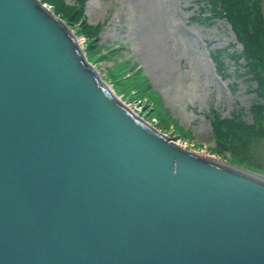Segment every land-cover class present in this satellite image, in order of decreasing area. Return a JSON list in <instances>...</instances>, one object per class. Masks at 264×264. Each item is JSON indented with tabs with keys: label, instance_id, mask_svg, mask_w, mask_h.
Returning a JSON list of instances; mask_svg holds the SVG:
<instances>
[{
	"label": "water",
	"instance_id": "95a60500",
	"mask_svg": "<svg viewBox=\"0 0 264 264\" xmlns=\"http://www.w3.org/2000/svg\"><path fill=\"white\" fill-rule=\"evenodd\" d=\"M45 8L0 0V264H264V177L177 150Z\"/></svg>",
	"mask_w": 264,
	"mask_h": 264
},
{
	"label": "rangeland",
	"instance_id": "374dc122",
	"mask_svg": "<svg viewBox=\"0 0 264 264\" xmlns=\"http://www.w3.org/2000/svg\"><path fill=\"white\" fill-rule=\"evenodd\" d=\"M81 40L87 61L124 104L181 147L264 177V139L251 147L213 134L211 120L252 122L257 80L220 70L223 48L242 43L230 1L213 18L202 0H41ZM264 14V0H260ZM216 58V60L214 59ZM243 63V60H240ZM237 138V137H236Z\"/></svg>",
	"mask_w": 264,
	"mask_h": 264
},
{
	"label": "trees",
	"instance_id": "16d2710c",
	"mask_svg": "<svg viewBox=\"0 0 264 264\" xmlns=\"http://www.w3.org/2000/svg\"><path fill=\"white\" fill-rule=\"evenodd\" d=\"M52 4L64 0H44ZM203 8L209 12V18L222 14L220 0H202ZM229 20L234 23L242 48L240 50L229 51L223 48L219 55L220 70H228V63L243 66V74L247 80H255L264 73V14L261 9L260 0H231ZM216 60V58H214ZM243 60V63L240 62ZM217 62V60H216ZM264 79V77H263ZM256 88L251 90L256 94V99L252 103V122L221 119L218 115L211 120L213 134H217L227 146L232 144V140L241 141L242 146L251 147L261 139H264V82L257 80ZM237 137V138H236Z\"/></svg>",
	"mask_w": 264,
	"mask_h": 264
},
{
	"label": "bare ground",
	"instance_id": "6f19581e",
	"mask_svg": "<svg viewBox=\"0 0 264 264\" xmlns=\"http://www.w3.org/2000/svg\"><path fill=\"white\" fill-rule=\"evenodd\" d=\"M37 1L39 2V0H37ZM42 5L45 6L43 3H42ZM45 9H50V8L46 7ZM62 24H63L65 27H66V26L68 27V25H67L64 21H63ZM65 24H66V25H65ZM68 29H69V27H68ZM72 35H73V34H72ZM73 39L75 40L74 42H75L76 46L79 48L82 57L84 58V60L87 61V58H86L85 53H84V51H83V48L81 47V45H82V44H81V40L78 39V38H76L74 35H73ZM88 65H89V67L95 69V67L92 66L90 63H89ZM95 70H96V69H95ZM96 74H97L98 78L100 79V81L103 83V85L109 90L110 95H111V96H112V97H113V98H114L119 104L125 106V107L127 108V110H128L129 112H131L133 115H135L138 119L144 121L145 123H147L148 125H150L151 127L154 128V126H152L151 124H149L148 122H146L145 120H143V118H141L140 116H138V114L135 113V110H134L133 108H131L130 106L124 104V102L121 101V99H120V98L117 96V94L114 92L113 88H112L110 85H108L107 83H105V81L102 79V77H101V75H100V73H99L98 71L96 72ZM154 129H156V128H154ZM156 131L159 132L160 134L165 135V136L167 137V139H168V142L171 143L172 146H174L177 150H179V151H184L186 154H187V153L190 154L191 151H189V150H187V149L181 147L180 145H178V144H177V143H176V142H175L170 136H168V135L162 133V132L159 131L158 129H157ZM194 154H196V153H194ZM196 155H197L198 157H200V158H204V159L208 160L209 163H214V164H216V165H218V166H221V167H224V168H227V169L229 168V166L225 167V166L223 165L224 163L219 162V161H216V160H214V159H212V158H209V157H207V156H203V155H199V154H196ZM228 165H229V164H228ZM233 167H235V170H234V171L237 172V169H236V168H238V167H236V166H233ZM231 168H232V167H231ZM238 170H239V169H238ZM253 174H254V173H253ZM255 175H256V174H255Z\"/></svg>",
	"mask_w": 264,
	"mask_h": 264
}]
</instances>
